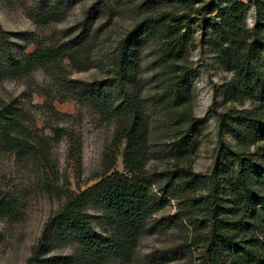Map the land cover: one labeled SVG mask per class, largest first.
<instances>
[{"label":"trees","instance_id":"trees-1","mask_svg":"<svg viewBox=\"0 0 264 264\" xmlns=\"http://www.w3.org/2000/svg\"><path fill=\"white\" fill-rule=\"evenodd\" d=\"M159 1L141 0L140 4L148 7ZM166 1L169 9L146 13L119 38L110 56V76L66 80L69 96L113 120L123 171L113 169L109 161L94 182L76 191H61V203L43 221L22 264H105L111 257L125 259L142 233L172 221L190 229L188 242L171 245L168 252L193 245L194 264H264V0ZM249 5L254 16L246 27ZM92 11L93 5L85 11L78 31L58 45L35 40L30 51L17 54L11 52V41L0 25V78L23 76L33 64L45 66L85 51ZM193 11L198 15H191ZM194 21L207 26V42L223 68L231 72L223 83L225 99L249 103L216 111V145L208 172L174 164L150 178L145 170L149 121L141 96V52L153 43L157 61L170 74L155 103L167 115L166 124L178 125L179 131L165 144L164 152L193 153L200 118L186 106L191 96L190 71L183 60L192 42ZM46 104L61 114L51 100ZM50 129L52 138L25 117L15 100H0L2 150L47 163L51 140L63 137L68 156L79 166L78 135L66 123H55ZM198 186L205 191L195 193ZM169 197L177 200L174 215L151 218ZM90 206L99 211L97 222ZM15 211V197L0 187V218ZM166 251L156 256L162 258Z\"/></svg>","mask_w":264,"mask_h":264},{"label":"rangeland","instance_id":"rangeland-1","mask_svg":"<svg viewBox=\"0 0 264 264\" xmlns=\"http://www.w3.org/2000/svg\"><path fill=\"white\" fill-rule=\"evenodd\" d=\"M140 1L0 0V25L11 41L14 54L30 51L35 40L58 45L78 31L88 7L93 5L94 13L85 51L45 66L33 64L23 76L0 78V100L12 99L19 103L25 117L33 121L36 128L51 138L50 128L55 123H66L72 128L80 140L81 161L79 166L74 164L67 154L63 137L51 140V158L47 163L27 154L16 157L0 148V187L16 199L14 214L0 218V263H23L43 221L61 203V191H76L94 182L109 161H113V169L123 171L119 154L121 145L114 138L113 120L69 96L65 82L70 77L92 80L110 76V56L119 38L146 13H160L170 8L166 0L148 7L142 6ZM191 15L198 14L193 11ZM253 16V6L249 5L245 14L246 27L252 25ZM206 31L207 26L194 21L192 42L183 60L190 71L191 96L186 106L200 118L199 142L191 154L172 156L164 152L165 144L179 131L178 125L166 124L167 115L155 103L170 74L157 61V48L153 43L146 44L141 52V96L149 121L145 170L150 178H156L155 174L174 164L208 172L216 145V111L240 108L249 103L248 100L225 99L223 83L231 72L223 68L214 48L207 42ZM48 100L61 114H55L47 107ZM226 138L234 146V141ZM203 191L204 186L195 189V193ZM176 207L177 200L169 197L151 218L174 215ZM89 211L93 221L97 222L99 211L92 206ZM189 229L184 223L174 221L156 224L138 237L127 258L111 257L105 264H194L197 250L193 245L179 247L176 252L166 251L171 245L188 242ZM163 251L166 254L162 258L156 256Z\"/></svg>","mask_w":264,"mask_h":264}]
</instances>
